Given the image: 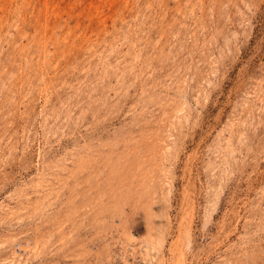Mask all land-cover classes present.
Instances as JSON below:
<instances>
[{"label": "rangeland", "instance_id": "obj_1", "mask_svg": "<svg viewBox=\"0 0 264 264\" xmlns=\"http://www.w3.org/2000/svg\"><path fill=\"white\" fill-rule=\"evenodd\" d=\"M0 264H264V0H0Z\"/></svg>", "mask_w": 264, "mask_h": 264}]
</instances>
